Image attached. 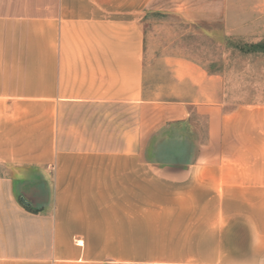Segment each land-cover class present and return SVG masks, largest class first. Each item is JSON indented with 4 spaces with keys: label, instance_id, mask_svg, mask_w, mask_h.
Returning a JSON list of instances; mask_svg holds the SVG:
<instances>
[{
    "label": "crops",
    "instance_id": "1",
    "mask_svg": "<svg viewBox=\"0 0 264 264\" xmlns=\"http://www.w3.org/2000/svg\"><path fill=\"white\" fill-rule=\"evenodd\" d=\"M152 1L0 0V264H264V56L148 96Z\"/></svg>",
    "mask_w": 264,
    "mask_h": 264
},
{
    "label": "rangeland",
    "instance_id": "2",
    "mask_svg": "<svg viewBox=\"0 0 264 264\" xmlns=\"http://www.w3.org/2000/svg\"><path fill=\"white\" fill-rule=\"evenodd\" d=\"M150 8L152 16L143 25L149 64L148 96L171 102L181 99L182 94L187 98L191 89L174 82L172 65L168 63L171 59H185L219 70L221 65L217 64L225 56L234 73H253L230 76L229 81L234 88L249 93V99L256 98L260 92V52L264 56V32H260L264 25V0H153ZM225 24L234 30L243 26L244 31L225 34ZM254 44H260V50L250 51ZM192 118L197 120L202 137L205 119L195 115Z\"/></svg>",
    "mask_w": 264,
    "mask_h": 264
},
{
    "label": "trees",
    "instance_id": "3",
    "mask_svg": "<svg viewBox=\"0 0 264 264\" xmlns=\"http://www.w3.org/2000/svg\"><path fill=\"white\" fill-rule=\"evenodd\" d=\"M261 48L264 49V45H261ZM257 51V50H260V44H254V45H251L250 46V51ZM246 51H249V50H246Z\"/></svg>",
    "mask_w": 264,
    "mask_h": 264
},
{
    "label": "water",
    "instance_id": "4",
    "mask_svg": "<svg viewBox=\"0 0 264 264\" xmlns=\"http://www.w3.org/2000/svg\"><path fill=\"white\" fill-rule=\"evenodd\" d=\"M22 202H24L25 204H28L29 202L24 200L23 198H21Z\"/></svg>",
    "mask_w": 264,
    "mask_h": 264
}]
</instances>
